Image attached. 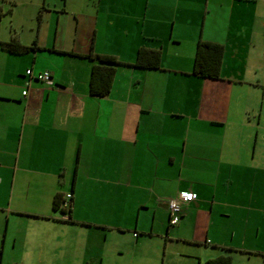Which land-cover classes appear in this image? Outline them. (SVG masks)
<instances>
[{"label": "crops", "instance_id": "obj_1", "mask_svg": "<svg viewBox=\"0 0 264 264\" xmlns=\"http://www.w3.org/2000/svg\"><path fill=\"white\" fill-rule=\"evenodd\" d=\"M200 39L224 46L218 79L193 73ZM141 47L161 51L159 69L133 65ZM90 53L124 63L103 97ZM182 191L196 197L172 226ZM244 209L260 213L253 232ZM262 230L264 0H0V264H104L99 232L131 236L141 263L159 237L234 264L264 256L244 244Z\"/></svg>", "mask_w": 264, "mask_h": 264}, {"label": "rangeland", "instance_id": "obj_2", "mask_svg": "<svg viewBox=\"0 0 264 264\" xmlns=\"http://www.w3.org/2000/svg\"><path fill=\"white\" fill-rule=\"evenodd\" d=\"M261 98V97H260ZM255 208V207H252ZM247 211L246 209L241 210V215L249 217L252 222L249 221L248 228L253 232L255 226V219H259L260 213L254 209ZM258 217V218H257ZM19 221H24L19 220ZM246 222L242 224L245 228ZM165 236V235H164ZM229 238V237H228ZM244 239L236 238L235 241L239 244L241 241L245 244V247L258 248V250H264V230L256 236V233L252 237ZM129 241V242H128ZM241 242V245H242ZM85 241L75 238L72 235L67 237L68 246H79L83 247ZM244 246V245H243ZM191 243H186L182 240L171 239L168 244L165 238H159L157 242H153V248H157V254H155V262H138L139 253L137 250L131 247V236L122 237L117 233H109L107 238H104L103 234L99 232L96 234L90 242V250L98 258L104 259V264H197V260L191 258L194 254L204 256L205 245L200 248H192ZM212 247V246H211ZM10 248L7 249L9 251ZM212 249V248H211ZM122 250V251H119ZM232 252V251H231ZM193 254V255H192ZM234 264H264V256L255 253L242 254V252H233ZM6 264V263H5Z\"/></svg>", "mask_w": 264, "mask_h": 264}, {"label": "trees", "instance_id": "obj_3", "mask_svg": "<svg viewBox=\"0 0 264 264\" xmlns=\"http://www.w3.org/2000/svg\"><path fill=\"white\" fill-rule=\"evenodd\" d=\"M4 46L15 53H21L28 49V47L22 46L17 42L4 43ZM224 52L223 45L200 39L196 47L193 73L204 78H220ZM83 56L97 61L91 70L90 94L98 97L108 95L114 83L117 66L124 63L113 56L94 55L92 53ZM161 62L162 53L160 50L141 47L137 52L136 62L133 65L144 69H159ZM58 197L54 201V208L62 209V203H60ZM69 208L70 204L66 209H62V212L65 213L64 211ZM232 262L231 256L224 255L214 260H209L206 264H232Z\"/></svg>", "mask_w": 264, "mask_h": 264}, {"label": "built area", "instance_id": "obj_4", "mask_svg": "<svg viewBox=\"0 0 264 264\" xmlns=\"http://www.w3.org/2000/svg\"><path fill=\"white\" fill-rule=\"evenodd\" d=\"M26 74L31 78H35L38 81L45 83H51L52 75L49 71L39 72L37 75H33L31 69L26 71ZM24 95L27 94V91L23 92ZM196 195L192 191H182L176 197L170 198L167 201V208L169 211V222L170 225H177L181 221L182 207L183 205L193 201ZM72 199V194H68L66 199L62 202V209H66Z\"/></svg>", "mask_w": 264, "mask_h": 264}]
</instances>
